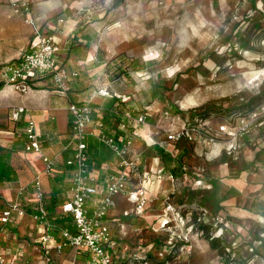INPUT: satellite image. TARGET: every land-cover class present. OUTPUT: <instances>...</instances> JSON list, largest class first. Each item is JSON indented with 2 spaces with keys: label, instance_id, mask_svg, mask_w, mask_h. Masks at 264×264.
I'll use <instances>...</instances> for the list:
<instances>
[{
  "label": "rangeland",
  "instance_id": "rangeland-1",
  "mask_svg": "<svg viewBox=\"0 0 264 264\" xmlns=\"http://www.w3.org/2000/svg\"><path fill=\"white\" fill-rule=\"evenodd\" d=\"M27 1L33 16L37 8L48 13L43 17L37 14L41 25L60 19L75 25L79 32L75 44H80V50L73 55L74 62L94 57L91 64L99 65L106 79L117 84V91L140 94L144 104L150 103L152 85L162 82L168 91L164 99H157L165 106L159 104V108L167 109L169 117L174 108L181 112L173 116L172 122L179 125L176 130L185 126L199 132L174 143L187 152L183 161L188 174L182 181V192L165 193L185 218L190 213L193 233L186 234V227L178 225L172 229L159 225L156 233L150 230L141 238L142 245L132 240L131 257L115 262L222 264L228 259L213 250L200 229L199 212L206 208L215 219L212 230L223 231V246L236 252L238 260L253 257L262 264L264 256L252 255L250 245L264 228L263 218L251 212L256 206L264 207V118L236 141L218 130L226 124L228 110L256 108L264 102V0H256L255 5L253 0ZM18 15L24 23V15ZM235 32L249 49L242 48ZM32 37H25L26 44L19 51L29 50ZM148 142L155 140L150 137ZM256 154L260 156L254 170L247 165ZM163 176L170 177L167 171ZM213 179L220 186L215 195L208 183ZM163 197L153 198L162 203L160 221L164 218ZM7 238L16 245L10 247L12 256L20 249L17 244L22 237L10 231Z\"/></svg>",
  "mask_w": 264,
  "mask_h": 264
},
{
  "label": "crops",
  "instance_id": "crops-1",
  "mask_svg": "<svg viewBox=\"0 0 264 264\" xmlns=\"http://www.w3.org/2000/svg\"><path fill=\"white\" fill-rule=\"evenodd\" d=\"M11 1L14 0H0V70L9 63L19 62L30 50L32 42L38 35L54 34L62 50L58 56L59 63L69 71H78L79 76L72 79L67 96L56 90L50 78L32 83V87L24 92L6 85L0 90V158H3L0 162L1 165L3 163L4 167L9 168L6 176L0 177V216L13 204H18L19 208L25 212L23 217L14 214L7 225L0 223V251L8 256V264H85L89 260V256L85 253H76L71 248H65L62 253H58L54 248L55 243L50 246L39 243V237L44 228L32 218L37 207L33 181L45 168L43 155L55 161V174L42 178L46 197L44 206L49 213L48 218L52 224L54 240L56 243L61 241L63 231L76 232L72 216L62 212L63 205L71 198V178L74 172V169L67 165V160L73 155L71 150L73 116L69 112L70 103L87 104L90 97L100 89L107 88L113 92L112 97L96 96L92 101L93 123L104 125L108 134L117 140L132 138L133 148L129 157L144 173L143 183L149 198H162L167 192H182L180 191L183 186L182 181L188 173L181 177H173L171 171L178 168L177 158L185 149L181 151L177 149L174 146L177 142L168 143L165 133L177 131L176 127L179 125L172 122L175 119L173 116L178 117L181 113L179 115L172 113L169 118L163 117L161 113H169V111L159 108V104L165 106L157 99L147 107L144 101L141 103L140 94H123L122 89L117 91V84L106 79L105 74L100 72L99 65L91 64L95 61L94 57L91 56L87 61L78 63L73 61V55L79 54V50L72 51L68 48L70 37H77L79 33L75 30L73 23L67 21L62 26L63 32L57 34L59 21L41 25V17L36 18L37 14L42 16L48 13L43 14V9L37 8L36 15L31 14L35 25L28 24L26 16H22L24 23L29 25L26 26L15 13ZM29 3L31 4L30 1ZM31 34L33 37L28 43L29 50L22 53L19 49L25 46V37ZM109 104H113L115 113L106 120L103 119L107 111L105 107ZM17 107H26L28 111L15 123L11 115ZM174 109V111L178 110ZM143 111L148 116L145 124H139L136 120H130L127 117L132 115L137 119ZM30 119L36 122L37 131L42 136V155L25 150L26 127ZM150 137L155 140V143L149 144ZM157 148L169 153L177 161L173 159L172 162H165L158 156ZM88 154L91 168L99 173L98 194L89 199L86 204L89 213H92L106 193L111 177L117 175L120 168L112 150L94 139L88 141ZM164 171H167L169 178L163 176ZM129 183V189L136 190L135 175ZM115 199L116 206L106 218V223L112 232V248L109 249V253L113 258V264L125 261L127 257L132 256L130 252L132 240L135 239V243L142 245L141 238L144 239L150 230L157 232L161 224L159 219L162 212V203L158 201L149 203L145 211L138 214L135 203L127 196H117ZM224 217L226 218V215H223ZM227 224L229 222L225 227L229 229ZM10 231L16 237H22L21 244H17L20 249H17L12 256H9L10 247L13 248L16 245L14 242H8L7 237ZM261 255L264 256V252ZM222 264H228V261L224 260Z\"/></svg>",
  "mask_w": 264,
  "mask_h": 264
},
{
  "label": "built area",
  "instance_id": "built-area-1",
  "mask_svg": "<svg viewBox=\"0 0 264 264\" xmlns=\"http://www.w3.org/2000/svg\"><path fill=\"white\" fill-rule=\"evenodd\" d=\"M16 14L26 16V21L30 25H35V20L31 10V4L27 0L11 1ZM67 21L60 19L59 27L56 33H62V26ZM60 42L54 34L38 35L30 46V50L17 63H9L0 70V84L11 86L19 91H26L32 87V83L50 78L56 86V90L61 94L68 95L72 79L79 76L78 71H69L58 61L61 52ZM95 60V58H93ZM96 96L112 97L113 92L107 88L98 90L90 97L87 104L70 103L69 112L73 116V140L71 150L72 157L67 160V165L74 169L71 178V198L63 205L62 212L70 214L76 229L75 233L63 231L61 241L55 242L52 235V224L49 221L47 210L44 206L45 193L43 190V176H53L55 174V161L42 155L41 134L37 131L36 122L32 119L28 120L26 127V148L29 153L42 155L43 163L46 164L42 172L36 175L33 181L34 195L36 200V213L32 216L33 220L43 226L44 231L39 237V243L54 244V248L58 253H62L65 248H71L76 253H85L89 256V260L85 264H113V258L109 253L112 248V235L110 227L106 223L110 211L115 208V197L127 196L136 205V212L142 214L147 205L154 201L148 197V192L144 186V173L139 170L136 162L130 159L129 154L133 148L132 138L115 139L109 135L104 125H96L93 123L94 107L92 101ZM26 107H17L13 110L11 119L18 122L22 114H26ZM169 118V113H163ZM130 120H136L139 124H145L147 114L140 115L137 119L131 115L127 116ZM264 118V102L260 103L254 111H250L247 115L239 117H231L225 125L218 130L223 136L230 137L231 140H238L248 132L250 126L258 123ZM167 142H179L191 139L198 130L193 128H184L175 132H165ZM94 139L100 144L112 150V153L118 161L120 171L117 175L111 177V181L107 187V191L102 197L99 205L89 213L86 207L87 201L98 194L97 183L99 173L95 172L89 164L88 141ZM137 178V188L134 191L129 189V182L132 176ZM200 183V182H199ZM165 204L164 218L161 220V228L172 229L178 225L181 228L186 227V234L193 233L194 224H188L183 212L178 211L172 203V197L166 195L163 197ZM14 214L19 217L25 216V212L21 210L18 204H13L8 210L4 211L0 216V223L7 225ZM186 219V220H185ZM212 213L201 208L199 212L198 222L201 224L208 223L215 227ZM187 221V222H186ZM177 227V228H178ZM214 232L211 240L223 239L222 234ZM188 243V240L186 239ZM260 242H254L250 245V253L256 255L257 247ZM256 260L251 258L245 259V264H255ZM0 264H8V260L3 252L0 251ZM228 264H233L229 262ZM264 264V262L262 263Z\"/></svg>",
  "mask_w": 264,
  "mask_h": 264
},
{
  "label": "trees",
  "instance_id": "trees-1",
  "mask_svg": "<svg viewBox=\"0 0 264 264\" xmlns=\"http://www.w3.org/2000/svg\"><path fill=\"white\" fill-rule=\"evenodd\" d=\"M255 2H256V0H253V5H255ZM116 5H118V3ZM256 10H257V8H256ZM235 35H238V33L235 32ZM76 38L77 37H75V36L73 37L72 36V37H70L69 42H68V48L70 50H72V51L80 50L79 49L80 44L78 46L75 44V39ZM237 39L239 41L241 40L240 39V35H238ZM241 43H242L241 44L242 45V48L249 49V47H247V43L246 42H244L242 40ZM3 87H4V84L1 83L0 84V90ZM167 91H168V89L166 88V86H164V84L162 82H160L158 84L154 83L152 85V97H151V99L149 101L150 103L147 104V107L149 105H151L153 103V100H155V99H160V100L161 99H164L165 98V93ZM106 106L107 107H105V109L107 111H106L105 116H104L103 119L108 120V119H110L113 116L112 114H114L115 111H114L113 104H109V105H106ZM254 108L255 107H253V106H251V107L243 106V107L235 108L233 110H228L229 112L227 111L228 114L225 115V120L227 122V121H229V119L231 117H236L237 118L239 116L247 115L248 113H250V111L252 112ZM109 111H111V112H109ZM144 112L145 111H143L142 113L144 114ZM173 113L175 115H179L181 112H179V110H177V111H174ZM212 113H214V112L212 111ZM157 151L159 153L158 156H160L165 162H168L169 163V162L174 161L173 159H175V158H173L169 153H166L162 149H159V148H157ZM186 154H187V152L184 151L183 153L180 154L179 158H177L178 163H179V166H177L178 168L172 169L171 175L173 177H181V176L187 174V170L188 169H186L185 163H183V156H185ZM259 156H260L259 154H256V156H254V159L251 161V163L249 165H247V167L248 168L249 167H254V170H256V168L258 166ZM1 159H3V158L1 157L0 160ZM8 171H9V168L8 167H4L3 163L1 165V162H0V177L6 176V174H7ZM246 171H247V169L245 168L243 172H246ZM209 185L213 186L212 188H213V191H214V195L217 194V193H219V187L220 186H219V182L217 180H210L209 181ZM256 207L253 208L251 211L254 212L255 214H257L258 216H260L261 218H263V220H264V207L263 206H256ZM190 216H191L190 213H188V215L186 214V218H188L187 219L188 220V224L192 220V218ZM200 227H201L200 229L204 233L206 239L208 241H210L209 243H210L211 247L213 248V250L216 249L219 252H221L220 254L222 255V257H226L228 259L227 261H229V262H231L233 264H245V259L242 260V261L240 259L238 260L236 252H232L231 253L229 251V248H226V246H223V241H224L223 239H214L213 238V240H211V237L213 236L212 234L214 233V231L212 230L213 229V226L212 225H210L208 223H205V224H202V226H200ZM258 232L256 234V240L255 241L256 242H260V246L257 247L256 253L262 254L264 252V236H261V234H264V228H262V230H259Z\"/></svg>",
  "mask_w": 264,
  "mask_h": 264
}]
</instances>
